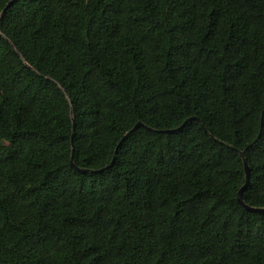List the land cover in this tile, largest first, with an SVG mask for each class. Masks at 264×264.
Masks as SVG:
<instances>
[{
	"label": "trees",
	"instance_id": "16d2710c",
	"mask_svg": "<svg viewBox=\"0 0 264 264\" xmlns=\"http://www.w3.org/2000/svg\"><path fill=\"white\" fill-rule=\"evenodd\" d=\"M240 151L264 0H0V264H264Z\"/></svg>",
	"mask_w": 264,
	"mask_h": 264
},
{
	"label": "water",
	"instance_id": "95a60500",
	"mask_svg": "<svg viewBox=\"0 0 264 264\" xmlns=\"http://www.w3.org/2000/svg\"><path fill=\"white\" fill-rule=\"evenodd\" d=\"M191 120H197L199 121V119L197 117H190L188 118L184 123L183 125H185L188 121H191ZM182 125V126H183ZM140 126H144L143 123L141 122H138L134 129L140 127ZM232 149H235L234 147L230 146ZM242 159H243V162H244V167H245V177H246V181H245V184L243 185V187L240 189L239 193H238V200L239 202L249 211H254V212H264V208H254V207H249L247 205L244 204L243 200H242V193L244 191V189L247 187L248 183H249V177H250V172H249V167H248V164H247V161L245 159V153L243 151H240L239 152ZM113 163V162H112ZM112 163L109 165L111 166ZM71 166L74 167L76 170L80 171V172H84L85 169H81V168H78L75 166V164L73 163V160H71Z\"/></svg>",
	"mask_w": 264,
	"mask_h": 264
}]
</instances>
